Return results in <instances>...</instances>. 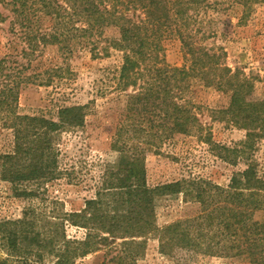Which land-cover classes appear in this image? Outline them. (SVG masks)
<instances>
[{
  "label": "trees",
  "instance_id": "obj_1",
  "mask_svg": "<svg viewBox=\"0 0 264 264\" xmlns=\"http://www.w3.org/2000/svg\"><path fill=\"white\" fill-rule=\"evenodd\" d=\"M42 1L54 26L31 32L20 20V38L25 45L20 50L18 44L11 45L0 57V120L11 129L14 142L12 152L0 156V176L22 183L52 179L59 158L57 136L86 123L88 106L82 104L62 106L57 119L18 111L20 89L37 82L39 75L27 70L43 52L41 45H57L67 56L75 52L69 44L72 41L83 47L91 43L93 57L108 55L112 48L122 51L119 78L124 90L132 88L126 107L130 124L118 129L112 148L119 152V158L107 164L84 207L44 225L27 213L9 221L15 227L4 232L7 256L0 255V264H15L16 257L28 261L30 255L37 263L75 264L102 246H109L105 258L120 246L107 260L112 264H136L150 236L158 238L160 252L172 256L175 264H202L200 258L208 256L240 257L264 264V219L256 218V212L264 207V180L252 166L235 173L226 186L202 176L157 185L147 179L146 149L141 145H156L175 134H203L206 130L188 98L191 78L228 93V105L212 110L214 119L246 129L248 139L264 124V99L251 97V79L225 64L222 51L196 41L191 26L196 19L190 10L202 0ZM24 20L29 21L28 17ZM109 27H116L118 36H104ZM168 37L179 38L190 64L173 66L166 62L162 53ZM102 41L106 44L99 49ZM51 70L55 73L49 72L41 83H50L54 74L69 72V67L55 65ZM129 130L135 143L123 139ZM173 194L199 202V211L158 226L155 202ZM66 223L84 228L85 236L69 237ZM119 239L122 241L117 242Z\"/></svg>",
  "mask_w": 264,
  "mask_h": 264
},
{
  "label": "rangeland",
  "instance_id": "obj_2",
  "mask_svg": "<svg viewBox=\"0 0 264 264\" xmlns=\"http://www.w3.org/2000/svg\"><path fill=\"white\" fill-rule=\"evenodd\" d=\"M193 6L195 8L190 10V14L196 21L191 26L196 41L222 51L225 64L234 70L239 69L251 79L254 84L251 97L264 99V0H202ZM43 8L42 0H0V57L8 52L11 45L18 44L19 50L25 45L26 42L20 38L23 33L21 21L27 23L25 30L31 32L51 30L54 22ZM25 17H28V22ZM118 34L116 27H109L104 36ZM69 44L75 49L70 56L61 53L57 45L40 46L43 52L27 70V73L39 75L37 82L20 89L18 111L57 119L62 106L82 104L88 106L86 123L83 127L62 131L57 136L59 158L52 179L22 183L0 176V255L4 257L7 256L5 246H8L4 232L15 227L9 221L22 218L27 213L31 219L37 218L44 225L51 220H61L66 212L84 207L86 199L94 195L100 184L107 164H113L119 158V152L112 148L118 129L123 124H130L126 107L132 88L124 90L119 78L123 52L112 48L108 55L93 57L91 43L84 47L74 41ZM105 44L102 41L98 48ZM162 56L173 66L190 64L177 37L163 41ZM20 59L26 62L25 58ZM55 65L68 66L69 72L63 70L54 74L50 83H41L47 80L49 72L55 73L51 70ZM191 81L188 98L206 130L203 134H175L156 145H141L146 149L149 184L202 176L226 186L235 173L249 165L264 180V124L257 128L254 137L248 139L246 129L230 121L214 119L212 110L228 105V93L214 86H203L195 78ZM132 135L131 130L125 131L123 139L135 143L136 138ZM208 136L209 140L206 139ZM13 146V133L0 120V156L12 152ZM155 210L158 226H164L197 214L199 202L180 194L167 195L157 198ZM256 218L264 219V207L256 212ZM66 232L71 238H83L86 231L66 223ZM108 248L102 246L78 258L75 264H112L107 260L119 251L120 246L105 258ZM35 258L30 255L29 260L24 261L16 257L13 262L52 264L50 260L37 263ZM199 261L202 264H253L231 256H208ZM136 264H175V259L161 253L158 238L150 236Z\"/></svg>",
  "mask_w": 264,
  "mask_h": 264
}]
</instances>
